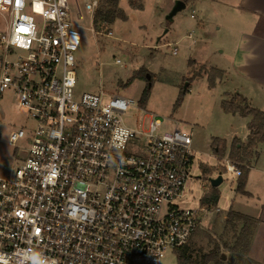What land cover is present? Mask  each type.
<instances>
[{"label":"built area","instance_id":"1","mask_svg":"<svg viewBox=\"0 0 264 264\" xmlns=\"http://www.w3.org/2000/svg\"><path fill=\"white\" fill-rule=\"evenodd\" d=\"M98 7L84 5L93 16ZM69 18L68 0H0V95L10 90L35 122L7 138L26 142L13 175L0 176V264H160L208 209L177 203L191 178V137L158 134L152 115L145 129L126 126L129 97L75 99L81 35ZM91 24L95 39L112 37L107 22ZM224 171L241 174L227 157Z\"/></svg>","mask_w":264,"mask_h":264},{"label":"rangeland","instance_id":"2","mask_svg":"<svg viewBox=\"0 0 264 264\" xmlns=\"http://www.w3.org/2000/svg\"><path fill=\"white\" fill-rule=\"evenodd\" d=\"M90 1L68 0L69 19L78 25L81 35L74 53V98L100 90L104 101L113 96L129 97L134 104L121 116L126 126L145 129L152 115L161 122L158 134L176 128L190 135L191 178L177 200L179 205L205 207L201 200L212 188L208 179L221 173L222 182L216 187L221 198L218 206L202 212L199 228L183 246L188 258L183 264H201L202 255L217 243L231 244L240 229L237 224L233 230L215 225L223 214L216 208H223L225 196L232 198L238 177L224 171L228 156L225 152L221 159L215 156L212 141L232 132V118L222 110L221 101L238 94L239 81L230 68L231 59L241 33L251 29L249 17L239 8L240 0H182L184 8L171 20L166 17L174 0H118L110 23L112 37L99 33L95 39L90 30L93 14L84 9ZM78 7L80 19L76 17ZM100 8L107 6L100 3ZM116 58L120 63L114 62ZM211 69L222 71L213 85L208 80ZM184 86L187 89L182 95ZM34 125L19 110L12 92L4 91L0 95V176L11 177L24 158L26 141L20 140L17 148L7 143L11 127L30 130ZM240 198L238 194L236 199ZM221 251L225 257L229 255L226 249ZM178 256L179 249H167L160 264H180Z\"/></svg>","mask_w":264,"mask_h":264},{"label":"crops","instance_id":"3","mask_svg":"<svg viewBox=\"0 0 264 264\" xmlns=\"http://www.w3.org/2000/svg\"><path fill=\"white\" fill-rule=\"evenodd\" d=\"M239 8L248 15L247 25L251 26L253 30L241 33L233 51L230 68L239 81L237 97L243 96L251 107L264 112V0H240ZM226 114L232 118L230 119L232 132L226 136L222 135V138L218 139L224 142L225 153L228 155L235 140L243 144L246 143L249 134L247 123L250 117ZM237 124H240L239 127H236ZM239 166L247 169L245 192L239 193L235 190L232 198L225 196L223 208H216V211L222 210L223 214L219 216L215 225H221L224 228L226 214L231 210L255 219L252 237L246 253L230 251L229 247L234 241L228 245L217 244L220 246V254L223 259L232 257L238 264H264V141L258 145L254 156ZM238 194H240V199H236ZM246 197L251 198V201H247ZM220 199L219 194L215 207L218 206ZM236 224L240 228L242 222L237 221ZM194 234L195 232L192 236ZM237 234L238 232L233 236V239ZM223 248L229 252L226 257L221 251Z\"/></svg>","mask_w":264,"mask_h":264},{"label":"trees","instance_id":"4","mask_svg":"<svg viewBox=\"0 0 264 264\" xmlns=\"http://www.w3.org/2000/svg\"><path fill=\"white\" fill-rule=\"evenodd\" d=\"M117 2L118 0H99V7L94 13L93 23L95 26H98L99 23L105 21L110 24L116 16L117 13ZM100 3L107 6L106 9L100 8ZM222 77V71L218 69H211L208 73V80L210 85H213L216 79ZM187 89V88H186ZM186 91V90H185ZM185 91H182L183 95ZM181 95L178 96L175 106H177L181 101ZM237 96L233 97L230 100L223 99L221 101V108L225 113L239 114L241 116H249L250 119L247 123V128L249 134L247 136L246 143H241L240 141L235 140L231 146V149L228 152V158L235 162L237 166L243 164L249 158L254 156L255 150L258 145L264 141V112L251 107L245 98H240L239 104L236 102ZM213 153L215 156H223L224 142L218 138H214L212 141ZM242 167V166H241ZM241 174L238 176L235 190L239 193H244V187L247 177V169L242 167ZM219 197V192L216 187H212L207 196H204L201 200V203L205 207L211 208L216 206L217 200ZM242 222L238 234L235 236L232 246L229 247L232 252L246 253L248 250L250 240L252 237V228L255 223V219H252L248 216L242 215L240 213L229 210L226 214L224 230H233L236 226V222ZM186 245H184L185 247ZM184 247H180L178 262L183 264L185 261H188V258L185 257ZM238 264L236 259L232 257L223 259L220 254V246L215 244L213 248L207 253L202 255L201 264Z\"/></svg>","mask_w":264,"mask_h":264},{"label":"water","instance_id":"5","mask_svg":"<svg viewBox=\"0 0 264 264\" xmlns=\"http://www.w3.org/2000/svg\"><path fill=\"white\" fill-rule=\"evenodd\" d=\"M183 8H184V2L182 0H174L173 7L166 18L168 20H171L175 15V13ZM185 89L186 88L184 86L183 91H185ZM208 180L211 187H217L222 182L221 173H218L215 177H210Z\"/></svg>","mask_w":264,"mask_h":264}]
</instances>
